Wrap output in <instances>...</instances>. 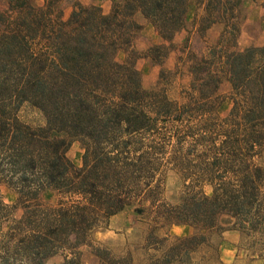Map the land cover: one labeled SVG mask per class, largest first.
Masks as SVG:
<instances>
[{
  "label": "trees",
  "instance_id": "1",
  "mask_svg": "<svg viewBox=\"0 0 264 264\" xmlns=\"http://www.w3.org/2000/svg\"><path fill=\"white\" fill-rule=\"evenodd\" d=\"M63 1L8 0L0 9V182L16 194L12 205L0 199V264H42L59 250L67 251L61 264H81L79 246L93 243L94 232L133 204L153 230L195 229L174 237L162 255L149 254V264L187 263L223 217L228 229L264 240V43L222 48L224 31L236 34L241 0L207 1L198 33L215 22L224 30L216 45L188 50L181 61L190 77L183 100L166 89L179 61L174 70L161 67L145 88L132 48L140 12L161 39L142 55L162 65L174 35L195 23L187 17L191 0H122L107 13L69 0L67 16ZM120 52L125 56L117 60ZM223 80L231 107L220 116ZM24 102L43 113L44 125L17 118ZM73 139L83 148L80 166L66 155ZM169 168L189 182L176 204L161 201ZM47 190L53 202L43 199ZM16 206L23 209L19 218L11 216ZM153 230L149 249L162 250L171 237ZM214 250L199 264H227ZM93 251L99 264L132 261L104 244Z\"/></svg>",
  "mask_w": 264,
  "mask_h": 264
},
{
  "label": "rangeland",
  "instance_id": "2",
  "mask_svg": "<svg viewBox=\"0 0 264 264\" xmlns=\"http://www.w3.org/2000/svg\"><path fill=\"white\" fill-rule=\"evenodd\" d=\"M35 4H42L44 0H31ZM208 0H191L189 10L187 13L188 20L195 19L194 25H189L188 28L178 31L172 40V47L169 50L167 57L163 60L162 65L153 63L148 57L142 54L154 42V29L149 27L147 23L142 24L141 30L137 33L133 43L134 66L141 74V83L143 87L149 88L153 86L160 73L161 67L168 70H174L175 64L178 62L182 66L181 70L171 75L170 82H167L166 89L168 95L177 100H183V90L187 87L189 82V75L185 71V65L181 63L186 58L188 50L195 52H206L208 47H213L223 33L224 23L215 22L201 36L198 31L199 18L205 14V5ZM8 0H0V9L7 8ZM122 2V0H108V9L110 12L114 3ZM70 1H63V9L65 16L70 11ZM107 10V9H106ZM135 19L141 23L139 13L136 12ZM236 25V34L231 36L228 31H224L222 48L227 50H240L247 46H260L264 43V0H241L236 19L233 20ZM229 30V25L227 26ZM161 42V41H160ZM125 53L120 52L117 55V60H122ZM230 86L227 80H223L219 86V94L222 98L218 113L220 116H225L230 107L231 100L229 99ZM17 118L25 124L32 127L42 126L45 123L43 113L36 107L24 102L16 111ZM83 148L78 139L71 140L67 148V157L76 165L82 164ZM185 181L181 174L174 169H167L165 172V180L163 182V189L161 193V201L176 204L180 202V198L185 193ZM198 189V186L195 187ZM201 189L206 194L211 193V186L207 183L201 185ZM45 201L53 202L55 200L54 191L47 190L42 194ZM0 199L8 204L15 203L16 194L14 190L4 182H0ZM135 204L125 207L122 211L111 216L108 222L93 233L91 244H82L77 249L81 264H99V258L93 251V246L104 244L108 246L111 252L121 255H130V264H149V254L155 252L157 255H162L167 252L169 247L174 243V237L192 234L195 229L190 225H171L163 228H156L153 230L150 223L144 217H141L135 212ZM23 209L20 206L12 208L11 216L14 218L21 217ZM7 222H3V228L7 226ZM230 224L228 218L221 219L219 228L217 230L207 233V241L198 251L190 252L187 263H179L176 261L170 264H199L201 254L213 255L215 254L214 247H218L224 238V232L228 229ZM227 228V229H226ZM153 230L154 234L159 237L170 235V240L165 242L155 251L149 249V240L147 236ZM67 251H58L49 256L42 264H61ZM237 254L232 264H248L253 257H259L264 264V240L260 239L259 235H242L237 243ZM255 254V256L253 255ZM68 256L70 254L68 253ZM205 264H212L209 261Z\"/></svg>",
  "mask_w": 264,
  "mask_h": 264
},
{
  "label": "crops",
  "instance_id": "3",
  "mask_svg": "<svg viewBox=\"0 0 264 264\" xmlns=\"http://www.w3.org/2000/svg\"><path fill=\"white\" fill-rule=\"evenodd\" d=\"M79 1L83 4H97L102 8V10L105 13L109 11L108 8L110 6H107L108 0H79ZM109 1L111 2L112 0ZM139 19L141 21V24L147 23L149 27L153 28V26L141 15L140 12H139ZM154 33L156 36L153 37V41L160 42L161 39L159 38L155 30ZM224 235L225 236L219 245V257L224 263L232 264L235 258L238 256L237 243L241 237V233L236 229H227L224 232ZM248 264H263V260L259 257H253L252 259L249 260Z\"/></svg>",
  "mask_w": 264,
  "mask_h": 264
}]
</instances>
